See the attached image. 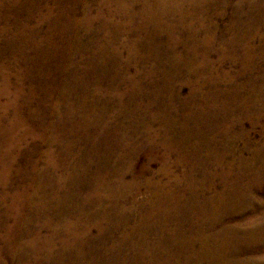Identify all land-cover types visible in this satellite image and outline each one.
<instances>
[{
  "label": "rangeland",
  "instance_id": "374dc122",
  "mask_svg": "<svg viewBox=\"0 0 264 264\" xmlns=\"http://www.w3.org/2000/svg\"><path fill=\"white\" fill-rule=\"evenodd\" d=\"M109 1H79L76 16L83 17L84 7L90 6L93 16L99 10L102 14L94 17L93 30L97 32L103 22L107 27L97 33L76 28L72 33L80 36L82 42H78L88 50L80 52L75 44L64 60L57 53L50 62L52 48L63 53L64 41L69 39L61 35L60 28L64 26L63 8L72 0H0V145L8 143L10 150L6 153L7 148L0 146L4 156L0 155V198L9 194L0 199L1 250L5 249L4 227L17 218L26 223L35 220V231L42 234L48 231L40 225L58 211L60 221L68 215L84 221L103 220L115 201L98 199L93 188L97 174L112 182H117L118 173L126 181L136 175L140 182L147 178L166 182L160 169L164 167L162 156H168L169 171L180 176L182 166L176 159L189 146L167 154L162 143L168 137V124L180 129L185 122L191 130H198L200 112L208 116L216 111L210 122L214 140L201 145L197 156L206 158L213 149L224 153L225 162L218 167L210 156L209 171L227 170L228 163L238 168V157L249 160L264 145V118L248 117L244 110L255 88L264 84V0H198L192 2L195 8L183 0L181 12L161 18L160 26L140 18L139 2L129 1L130 11L118 13L116 4ZM50 32L55 35L48 42ZM105 39L112 40L116 53L105 62L109 69L101 75V70L90 66L89 58L97 52L92 53L90 44L96 46ZM3 76L11 82L8 86ZM18 108L20 115L13 120ZM7 116L14 122L20 116L22 120L12 142ZM205 136H212L210 126ZM87 158L91 165L86 175L83 162ZM129 164L133 168L128 171ZM196 168L198 176L200 168ZM64 176L76 194L68 201L71 213L66 215L63 203L52 198L53 187L64 183ZM253 176V172L246 173L241 180L245 184ZM214 185L224 186L219 175ZM33 186L40 198L51 202L46 213L35 211V205L20 204L12 210L10 195L32 191ZM150 190L143 187L138 202H144ZM122 204L130 206L127 200ZM6 212L17 218L5 216ZM127 215L129 226L138 224L137 211ZM108 217L111 221L117 218ZM115 231L118 234L120 229ZM98 234L93 229L91 235ZM19 240L18 236L12 239ZM1 255L7 259L2 251Z\"/></svg>",
  "mask_w": 264,
  "mask_h": 264
},
{
  "label": "bare ground",
  "instance_id": "6f19581e",
  "mask_svg": "<svg viewBox=\"0 0 264 264\" xmlns=\"http://www.w3.org/2000/svg\"><path fill=\"white\" fill-rule=\"evenodd\" d=\"M79 1L72 0V4L63 8L64 26H61L60 31L63 36L69 35V39L64 41L63 53L57 52L56 47L52 48L53 51L48 55L50 62L57 53L64 60V57H68L73 52L69 50L74 49L75 44L80 52L88 50L87 45L79 43L82 42L80 36L72 33L76 28L97 33L107 27V22H103L96 28L97 32L93 30V19L94 17L97 19L101 11L93 16L90 6L84 7L83 17L76 16ZM129 1L139 2L142 5L138 14L144 22L156 23L159 24L158 26L161 25V18L170 17L177 11L181 12L183 4V0H110L109 2L116 4V12L128 13ZM187 1L198 2V0ZM192 4L194 8L197 6ZM54 35V32H50L46 40L51 42ZM111 41L105 39L96 46L90 44L91 49H94L92 53L97 51L89 58L90 66L101 70V75L109 69V67L105 68V62L116 53ZM101 53L105 58H102ZM192 53L197 54L194 50ZM177 58L179 61L182 59L179 54ZM1 79L7 86L11 83H8L5 76ZM263 88L264 84L255 88L251 100L245 101L244 110L248 117L264 118ZM18 113L19 108L16 110V114ZM19 115L20 113L13 120ZM216 115L214 110H211L208 116L200 112L198 119L201 121L198 122V130H191L185 122L180 129H176L174 124L167 125L168 137L162 143L167 154L176 151L177 148L181 152L189 146L185 153L178 155L176 159L177 165L182 166L180 176L169 171L168 156H162L164 167L160 169L167 178L166 182L154 181L150 178L140 182L136 175L126 181L120 173L117 182H112L97 174L93 183L94 191L99 200L105 198L115 201L113 205L111 204V212L108 215L117 217L115 221L109 220L106 215L103 216V220L96 222L90 218L84 221L72 215L60 221L62 214L58 211V214L47 216L40 225L48 231V234H42L40 230L35 231V220L30 219L26 223L12 213L6 212L5 216L9 214L17 219L13 220V224L7 222L4 227L5 249H0V264H264V186H259L264 183V145L249 160L238 157L236 159L238 168H233V163H228L227 170L222 169L219 172L218 168H214L209 171L207 161L210 160V156L219 164L218 167L225 162L224 153L218 154L213 149H209L206 158L197 156L201 145L214 140L215 130L210 122ZM21 116L15 122L7 116L9 121L7 133L10 135V142L18 130V124L22 121ZM1 121L3 120L0 119ZM209 126L212 136L206 138L205 130ZM11 145L9 143V146ZM0 146L4 150L8 147V143ZM102 148L101 152L104 153L105 147ZM95 149L97 151V146ZM4 152L9 153L10 150L7 148ZM0 155L4 157L3 153ZM84 162L86 168L83 169V174L87 175L91 160L87 158ZM255 163L260 164L257 170H254ZM196 167L200 168L198 176L194 172H197ZM132 168L133 165L130 164L127 167L128 171ZM138 171L139 175H142L143 170L138 169ZM250 172H253L254 176L244 184L241 179ZM218 175L224 183L220 189L214 185ZM67 179L64 176V183L60 182V186L53 187L52 192V198L59 205L64 204L61 208L65 215L66 212L71 213L68 201L74 199L76 195L69 189ZM143 187L151 188L150 195L144 202H138V195ZM106 188L108 191L104 193ZM32 189L10 195L12 210L18 208L20 204L35 205V211L38 213L44 211L41 215L46 213L51 202L40 198L35 186ZM5 195L0 199H6L9 196L8 192ZM84 199L88 200V197L85 196ZM124 200L130 202V206L122 204ZM128 211L138 212V224L128 225L130 223ZM54 219L58 222L56 223ZM20 226L24 227L20 228ZM122 226L128 227L122 228ZM93 229L99 232L95 237L94 234L91 235ZM117 229H120L118 234L115 233ZM17 236L20 240L13 242L12 239ZM59 243L61 246L58 249ZM126 246L129 249L128 253L124 252ZM1 251L5 253L6 260L3 259Z\"/></svg>",
  "mask_w": 264,
  "mask_h": 264
}]
</instances>
